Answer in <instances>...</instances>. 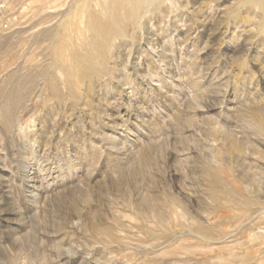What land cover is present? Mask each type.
Returning <instances> with one entry per match:
<instances>
[{
	"label": "rangeland",
	"instance_id": "1",
	"mask_svg": "<svg viewBox=\"0 0 264 264\" xmlns=\"http://www.w3.org/2000/svg\"><path fill=\"white\" fill-rule=\"evenodd\" d=\"M264 0H0V264H264Z\"/></svg>",
	"mask_w": 264,
	"mask_h": 264
},
{
	"label": "bare ground",
	"instance_id": "2",
	"mask_svg": "<svg viewBox=\"0 0 264 264\" xmlns=\"http://www.w3.org/2000/svg\"><path fill=\"white\" fill-rule=\"evenodd\" d=\"M263 72H264V69H263Z\"/></svg>",
	"mask_w": 264,
	"mask_h": 264
}]
</instances>
